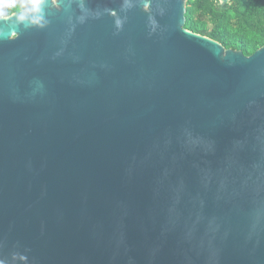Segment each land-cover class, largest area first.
<instances>
[{
	"label": "water",
	"instance_id": "water-1",
	"mask_svg": "<svg viewBox=\"0 0 264 264\" xmlns=\"http://www.w3.org/2000/svg\"><path fill=\"white\" fill-rule=\"evenodd\" d=\"M189 1L0 17L4 264H264V46L190 32Z\"/></svg>",
	"mask_w": 264,
	"mask_h": 264
},
{
	"label": "trees",
	"instance_id": "trees-1",
	"mask_svg": "<svg viewBox=\"0 0 264 264\" xmlns=\"http://www.w3.org/2000/svg\"><path fill=\"white\" fill-rule=\"evenodd\" d=\"M30 0H13L0 17L26 8ZM185 28L208 37L226 49L251 56L264 46V0H191L187 5Z\"/></svg>",
	"mask_w": 264,
	"mask_h": 264
},
{
	"label": "clouds",
	"instance_id": "clouds-1",
	"mask_svg": "<svg viewBox=\"0 0 264 264\" xmlns=\"http://www.w3.org/2000/svg\"><path fill=\"white\" fill-rule=\"evenodd\" d=\"M30 2H31V5H32V7H31V11H32L33 13L39 12V11H40V9H39V5H40L41 0H30ZM12 5H13V0H0V16L3 15V10H4L5 8L12 7ZM17 19H18L20 22H23V21H25L26 17H25V15L21 14V15H19V16L17 17ZM41 21H42V17L36 16V17H34V18L31 20V23H32L33 25H40V26H42ZM15 37H16V33H12L11 36H10L9 38L14 39ZM0 264H4V262H3V261H0Z\"/></svg>",
	"mask_w": 264,
	"mask_h": 264
}]
</instances>
